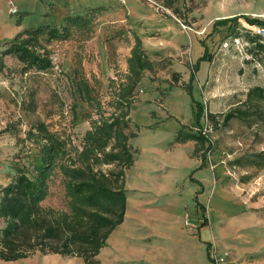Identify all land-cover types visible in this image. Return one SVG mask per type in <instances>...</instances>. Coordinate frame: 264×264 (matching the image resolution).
Wrapping results in <instances>:
<instances>
[{
  "label": "rangeland",
  "instance_id": "374dc122",
  "mask_svg": "<svg viewBox=\"0 0 264 264\" xmlns=\"http://www.w3.org/2000/svg\"><path fill=\"white\" fill-rule=\"evenodd\" d=\"M138 2L136 14L142 13L143 2L149 13L167 14L170 19L162 33L155 32L154 25L146 26L149 35L143 47L154 70L144 73L137 88L140 99L129 112L135 133L129 143L139 156L125 171V219L114 235L120 237L124 250L117 251L113 243L108 250L122 255V262L131 261L123 253L136 241L126 240L125 228L139 222L158 234L149 247L151 254L158 252V264H187L188 257L195 259L196 239L209 230L218 233L238 264H264V35L258 33L264 25H249L240 18L228 27L213 28L216 20L231 14L264 24V0H173L180 15L164 7L162 0ZM73 13L54 22L61 24ZM134 22L125 18L119 2H111L95 17L91 33L73 32L69 40L47 46L53 66L44 72L25 70L13 56L0 55L4 64L0 68V187L10 183L16 166L32 161L27 135L37 122L81 148L90 128L88 117L96 119L94 98L107 108L109 80H120L126 73ZM42 24L46 23L35 27ZM255 43L262 47L254 48ZM204 47L210 61L200 62L196 72L194 64ZM177 72L176 80L172 75ZM192 72L196 74L192 95L203 106L202 118L213 116L208 117L211 141L202 148L211 146L204 152L206 167L193 155V143L172 144L181 125L196 127L189 121L190 96L177 87L183 79L187 83ZM83 80L91 93L89 102ZM170 85L176 87L161 102ZM186 145L189 148H183ZM101 170L117 172L119 167ZM61 180L59 173L52 175L44 207L67 210ZM207 225L211 229L205 231ZM0 264L83 263L76 257L36 253Z\"/></svg>",
  "mask_w": 264,
  "mask_h": 264
},
{
  "label": "trees",
  "instance_id": "16d2710c",
  "mask_svg": "<svg viewBox=\"0 0 264 264\" xmlns=\"http://www.w3.org/2000/svg\"><path fill=\"white\" fill-rule=\"evenodd\" d=\"M162 1L164 7L180 15L179 8H173V0ZM101 11L102 8L87 9L66 16L58 25L46 23L22 30L12 40L2 44L4 49L0 55L13 56L25 70L47 71L53 66L47 46L54 41L69 40L73 32H86L88 35ZM22 16L18 18V23ZM164 16L170 18L167 14ZM240 18L249 25H264L256 19L235 16L216 20L213 28L228 27ZM131 35L133 45L126 59V73L120 80H109L107 108L102 106L97 96L94 98L96 119L88 117L90 128L83 136L80 149L63 135L51 132L43 122H37L29 130L27 139L33 146L32 161L28 166H16L10 183L0 187L1 262H14L39 253L76 257L83 264H100L97 255L107 245L111 232L123 222L126 209L125 171L132 167L139 153L129 143L135 135L130 128L129 112L144 73L154 70L142 40L135 31ZM255 47L262 46L255 43ZM202 61H210L206 47L194 64V71L198 70ZM3 67L0 59V68ZM172 77L177 80L179 75L173 73ZM194 78L192 72L187 83L177 86L190 96L192 122L196 127L181 125L172 144L193 142V155L201 161L202 167H206L204 152H208L211 146L208 143L206 150L202 149L209 141L201 131L203 106L192 95ZM82 84L87 89L85 100L89 102V86L84 80ZM257 91L262 96L261 91ZM231 116L229 114L224 123ZM207 117L213 118L209 114ZM114 164L119 167L117 172L101 170L102 166ZM55 172L61 175L67 198V210L64 211L42 205L48 197L50 179Z\"/></svg>",
  "mask_w": 264,
  "mask_h": 264
},
{
  "label": "crops",
  "instance_id": "0c3cea01",
  "mask_svg": "<svg viewBox=\"0 0 264 264\" xmlns=\"http://www.w3.org/2000/svg\"><path fill=\"white\" fill-rule=\"evenodd\" d=\"M113 1L115 0H0V45L12 40L13 37L22 30L33 28V26L35 27V25L40 24L42 22L57 24L54 21H56L57 18L64 16V14H68L70 12H74L73 14H76L78 12H84L87 9H94V8H102V10H104L108 8L111 2ZM116 1L119 2L121 7L125 10L126 19L130 21V19L134 18L135 20L134 24H136L134 26L135 31L142 40L143 45H145L144 42L146 38H148L146 36L149 35L148 32L146 31V29H148L146 26L154 25L152 28L153 30H155V32L158 33H162V31L166 29V24H165V22H167L166 19H170V18L165 17L161 14L159 15L154 11L152 12V14L149 13L148 7L145 3L141 2L140 5L144 7L143 9L146 8L147 13H144V10L142 9V13L136 14L134 8H136V6L139 5L138 0H124L123 4H121L120 0H116ZM14 9H15V13H13ZM20 16H22V18L21 21L18 23L17 20ZM233 16L234 14H231V15L223 16L222 18L223 19L230 18ZM219 17L220 16L218 15L216 18L219 19ZM143 81L144 79H142L139 86L143 84ZM182 81L186 83L184 79ZM174 87H171V89H168L166 92H164V96L160 98L161 102L164 99V97ZM179 88L183 92H185L183 88L181 87ZM140 90L142 89L140 88ZM139 99L140 98L137 95L134 103L136 101H139ZM191 120L192 119H190L189 121ZM173 145L178 146L180 144H173ZM185 147L189 148L188 145L183 146V148ZM138 156L139 155H137L135 161H137ZM164 168L167 167H163V169ZM155 172H157V169L155 170ZM216 188H217V183L214 187V192ZM123 222L120 225H118L115 229H117L119 226L120 227L123 226ZM148 227L149 226H146L145 223L136 222L135 225L125 228L127 229V239L126 237L124 238L128 240V242L130 240L136 241V242H132V244L135 245L130 244V248L126 250V255L125 253H123L124 254L123 256H127L131 260L126 262L127 264H131V263L158 264L159 262L158 252L151 254V252L149 251V247H151L152 245V239L155 238V236L158 234L156 231L151 230ZM115 229L111 232L107 240V245L104 248H102L99 254L97 255V259L100 261V264L101 263L103 264V262L104 264H120V263L126 264L125 262L120 261L122 259H125L124 257H122V255L118 253H114L112 250L111 251L108 250L110 249L111 243H113L117 251H120V248H123L124 250L123 244L119 243L121 242L120 237L119 236L114 237L115 233L118 231ZM209 229H211V225H207L204 228L205 231H208ZM200 232L201 231L198 230L199 234ZM188 236L193 237L190 234H188ZM196 243L197 244L195 245L196 246L195 248L197 249V253L195 259L190 261L188 257V259L186 260L187 264H210L209 253H208L210 247H215L218 250V252H227V250H229L227 246L222 245L221 239H218V233L215 234L211 230L206 232L205 235L203 236L200 234L199 238L196 239ZM125 244H128L127 241L125 242ZM148 257H150L151 259H148ZM105 260H107V262Z\"/></svg>",
  "mask_w": 264,
  "mask_h": 264
},
{
  "label": "built area",
  "instance_id": "2783aa9c",
  "mask_svg": "<svg viewBox=\"0 0 264 264\" xmlns=\"http://www.w3.org/2000/svg\"><path fill=\"white\" fill-rule=\"evenodd\" d=\"M161 9H163L162 6H159ZM13 13H15V9L13 10ZM184 27V26H182ZM258 33L261 35H264V30H259ZM203 123L201 126V131L203 136H205L208 141L210 142V134L212 133L213 127L212 125L208 122V117L207 115H204L203 118ZM205 121V122H204ZM209 259H210V264H238L234 258L229 254V252H218V250L215 247H210L209 251Z\"/></svg>",
  "mask_w": 264,
  "mask_h": 264
}]
</instances>
